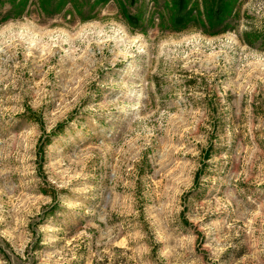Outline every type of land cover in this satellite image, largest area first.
<instances>
[{
    "label": "rangeland",
    "instance_id": "374dc122",
    "mask_svg": "<svg viewBox=\"0 0 264 264\" xmlns=\"http://www.w3.org/2000/svg\"><path fill=\"white\" fill-rule=\"evenodd\" d=\"M0 264H264V0H0Z\"/></svg>",
    "mask_w": 264,
    "mask_h": 264
}]
</instances>
